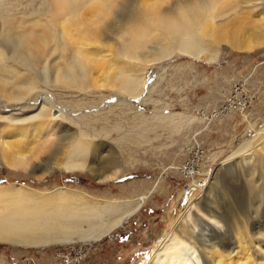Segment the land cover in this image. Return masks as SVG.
<instances>
[{"label": "bare ground", "instance_id": "obj_1", "mask_svg": "<svg viewBox=\"0 0 264 264\" xmlns=\"http://www.w3.org/2000/svg\"><path fill=\"white\" fill-rule=\"evenodd\" d=\"M19 1L22 0H0V166L27 172L36 180L55 172H84L98 181H107L116 178L119 171L115 168L120 166L114 164L107 170L108 166L107 173L86 166L87 133L67 129L57 138L62 146L60 155L55 161H41L53 132L62 124L56 122H70L65 111L55 109L43 93L52 89L64 98L81 97L90 89H83L87 78L98 91L133 92L135 77H125L122 88L117 85L119 77H123L119 72L121 64L116 60L119 53L134 59V53L145 50L141 48L157 45L158 49L165 41L174 43L171 51L165 49L166 59L176 52L210 63L214 53L199 47L196 37L189 33L190 23L192 28L200 25L199 33L209 44L224 40L233 49L245 52L264 45V0H253L252 8L241 6L249 0H139L142 12L138 17L125 19L126 26L118 0H39L35 5L32 1L26 3L23 9ZM107 17H112L113 23L108 21L106 27L119 29L116 38L120 42L113 37L114 43L100 44L95 33L104 32ZM149 25L150 29L157 27L161 35L157 31L159 38L147 46L142 39ZM152 57L161 59L155 54ZM245 153H249L251 164L243 172ZM39 160L41 163L37 164ZM226 161L220 167L233 185L230 202L220 204L219 200L224 201L227 196L221 197L222 190H216V183H211L205 191L210 204L202 209L209 217L219 219L222 232L202 222L200 233L195 235L185 224L175 230V224L173 231L158 243L148 264H264V127ZM192 187L190 198L194 188L201 186ZM75 203L79 201L64 189L46 193L26 185L0 186V245L45 249L96 242L108 237L141 206L137 204L113 218V204L97 209Z\"/></svg>", "mask_w": 264, "mask_h": 264}, {"label": "rangeland", "instance_id": "obj_2", "mask_svg": "<svg viewBox=\"0 0 264 264\" xmlns=\"http://www.w3.org/2000/svg\"><path fill=\"white\" fill-rule=\"evenodd\" d=\"M31 1L35 5L39 0L18 3L23 9V5ZM249 1L241 6L252 8L255 1ZM138 2L118 0V10L124 14H120L123 25L127 19L140 16L143 8ZM107 18L102 27L104 32L95 33L101 39L100 44L114 43L112 38L118 34L119 29L106 27L110 21L113 23L112 17ZM189 25V33L196 37L199 47L214 53L210 63L176 52L171 59H166L165 54L174 48V43L165 41L166 45L161 43L158 49L157 45L149 48L153 53H148L149 49L144 47L141 48L145 49L143 52L135 50L138 51L134 53L137 57L132 58L136 60L128 57L132 55L121 53L116 58L122 67L119 72L123 73L118 79L122 84L117 81V85L123 87V79L130 75L137 82L135 92L128 89L126 92L121 89L98 91L93 82L90 86L87 78L83 81V89H94L89 94L88 90L83 93L85 96L64 98L52 89V92L42 94L50 98L55 109L65 111L70 122H56L62 123L63 128L55 129L40 160L55 161L62 147L57 138L66 129L72 133L85 131L89 140L86 166L107 173L108 166L107 170L119 164L115 168L119 171L115 179L98 181L84 172H55L36 180L27 172L0 166V186L26 185L34 191L46 193L64 189L79 204H90L97 209L115 205L113 218L141 203L139 210L128 216L108 237L96 242L45 249L0 245V264H61L59 255L69 251L80 252L84 256L82 264H148L158 243L173 231L175 224V230L179 224H185L195 235L200 233L202 222L222 232L219 219L209 217L202 210L210 204L205 191L211 183H216V190L223 191L219 195L227 196L224 201L219 200L220 204L230 202L233 185L224 176L220 165L264 127V45L245 52L233 49L224 40L209 44L199 33L201 27L198 23L196 28H192L191 23ZM151 26L144 34L143 45L149 46L159 38L157 31L161 35L157 27L150 29ZM64 40L62 38L63 43ZM146 51L152 54L146 57ZM153 54L161 59L152 57ZM121 98L125 101H119ZM247 155L249 153H245L242 160L243 172L246 165L251 164ZM40 160L37 164L41 163ZM226 162L230 164V161ZM193 184L201 187L194 188L190 198L189 190ZM262 207L260 203L259 208Z\"/></svg>", "mask_w": 264, "mask_h": 264}, {"label": "built area", "instance_id": "obj_3", "mask_svg": "<svg viewBox=\"0 0 264 264\" xmlns=\"http://www.w3.org/2000/svg\"><path fill=\"white\" fill-rule=\"evenodd\" d=\"M83 257L80 252L69 251L67 253H62L59 255L61 258V264H82Z\"/></svg>", "mask_w": 264, "mask_h": 264}]
</instances>
